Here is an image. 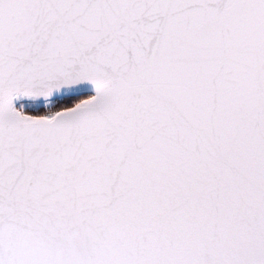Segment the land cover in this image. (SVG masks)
<instances>
[{
	"label": "snow or ice",
	"instance_id": "obj_1",
	"mask_svg": "<svg viewBox=\"0 0 264 264\" xmlns=\"http://www.w3.org/2000/svg\"><path fill=\"white\" fill-rule=\"evenodd\" d=\"M0 264H264V0H0Z\"/></svg>",
	"mask_w": 264,
	"mask_h": 264
}]
</instances>
